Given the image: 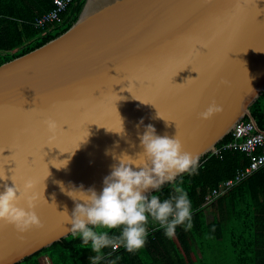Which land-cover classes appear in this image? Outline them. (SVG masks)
Here are the masks:
<instances>
[{
    "label": "water",
    "instance_id": "1",
    "mask_svg": "<svg viewBox=\"0 0 264 264\" xmlns=\"http://www.w3.org/2000/svg\"><path fill=\"white\" fill-rule=\"evenodd\" d=\"M263 90L264 0H85L65 31L0 64V191L31 181L42 221L0 220V264L72 233L58 181L100 191L113 153L141 150V118L199 161L245 117L261 131L250 106Z\"/></svg>",
    "mask_w": 264,
    "mask_h": 264
},
{
    "label": "trees",
    "instance_id": "2",
    "mask_svg": "<svg viewBox=\"0 0 264 264\" xmlns=\"http://www.w3.org/2000/svg\"><path fill=\"white\" fill-rule=\"evenodd\" d=\"M11 1L15 6H33L37 11L7 13L0 8V64L65 31L77 19L85 0L70 5L62 15V25L47 31L35 29L29 22L49 10L53 0ZM250 111L259 129L264 131V90L250 106ZM242 121L250 122L248 117ZM229 141H234L232 133L227 134L217 148ZM258 153H261L259 147L254 154ZM198 162L195 174L178 176L159 193L164 198L176 187L188 193L193 208L192 228L185 231L178 227L176 234L168 238L156 223L150 222L142 249L128 253L123 247L117 248L100 264H264V164L222 192L210 205L217 211L216 219L207 221L204 196L249 165L250 155L239 149L221 147L219 154L210 152ZM92 255L89 248L81 246L79 237L71 233L17 264H41L45 257L51 264H90Z\"/></svg>",
    "mask_w": 264,
    "mask_h": 264
},
{
    "label": "clouds",
    "instance_id": "3",
    "mask_svg": "<svg viewBox=\"0 0 264 264\" xmlns=\"http://www.w3.org/2000/svg\"><path fill=\"white\" fill-rule=\"evenodd\" d=\"M219 110L220 106L213 101L199 115L208 119ZM44 124L51 134L58 128L54 118H48ZM141 126L143 132L137 133L141 150L135 155L125 152L117 156L113 153L117 162L104 176L100 191L94 186L85 188L82 183L77 186L70 182L71 186L65 187L62 181H58L61 190L75 202L71 214L65 209L67 222L71 224L73 236L79 237L81 246L94 253L89 257L90 264H100L120 247L128 253L142 249L150 222L156 223L168 238L176 234L178 227L185 231L192 228L193 208L188 193L180 187L164 198L159 193L176 177L195 174L199 167L198 158L183 150L177 136L157 134L155 126L151 123L145 125L143 118L137 128ZM57 161L54 164L57 168L68 163L67 159ZM32 188L29 180L25 181L23 188L16 183L14 186L5 185L0 191V220L14 224L20 231L40 226L42 221L35 211L39 197L31 191ZM22 199L27 202V207L19 203Z\"/></svg>",
    "mask_w": 264,
    "mask_h": 264
},
{
    "label": "built area",
    "instance_id": "4",
    "mask_svg": "<svg viewBox=\"0 0 264 264\" xmlns=\"http://www.w3.org/2000/svg\"><path fill=\"white\" fill-rule=\"evenodd\" d=\"M77 0H53L52 7L35 17L31 24L38 30H50L58 25H62V15L66 12L68 7L76 4ZM234 141L227 142L223 149L234 148L244 151L250 155V163L243 170H239L234 175V178L223 180L219 183L217 188L212 189L204 196V206L212 205L227 189L232 188L236 184L243 181L247 175L264 164V131H257L251 122L238 121L231 131ZM240 140V141H239ZM221 147L216 148L213 152L218 154L221 152ZM261 149V153L254 154L256 148Z\"/></svg>",
    "mask_w": 264,
    "mask_h": 264
},
{
    "label": "crops",
    "instance_id": "5",
    "mask_svg": "<svg viewBox=\"0 0 264 264\" xmlns=\"http://www.w3.org/2000/svg\"><path fill=\"white\" fill-rule=\"evenodd\" d=\"M0 8L2 9L3 12H7V13H11V12L26 13V12H29L31 10L37 11L36 8H33V6H31L30 8L28 6H26V5H18V6H15V4L13 3V1H11V0H0ZM31 22H32V20L29 23L31 24ZM44 260H45V262H44L45 264H47L46 263L47 260L51 264L50 260L47 259L46 257L43 258V261Z\"/></svg>",
    "mask_w": 264,
    "mask_h": 264
},
{
    "label": "rangeland",
    "instance_id": "6",
    "mask_svg": "<svg viewBox=\"0 0 264 264\" xmlns=\"http://www.w3.org/2000/svg\"><path fill=\"white\" fill-rule=\"evenodd\" d=\"M205 215H206L207 221H211V220H213V219H216V217H217V211H215V210L213 209V207L211 208L210 206H206V209H205ZM193 246H195V245L193 244ZM41 262H42L43 264H45V263H44L45 260H44V261L42 260ZM46 263H47V264H50L48 260L46 261Z\"/></svg>",
    "mask_w": 264,
    "mask_h": 264
},
{
    "label": "snow or ice",
    "instance_id": "7",
    "mask_svg": "<svg viewBox=\"0 0 264 264\" xmlns=\"http://www.w3.org/2000/svg\"><path fill=\"white\" fill-rule=\"evenodd\" d=\"M179 71V69L177 68L174 72H173V76H175L176 75V72H178Z\"/></svg>",
    "mask_w": 264,
    "mask_h": 264
}]
</instances>
